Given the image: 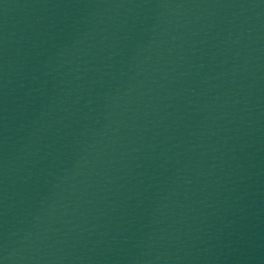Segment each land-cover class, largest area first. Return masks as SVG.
<instances>
[{"label":"water","instance_id":"1","mask_svg":"<svg viewBox=\"0 0 264 264\" xmlns=\"http://www.w3.org/2000/svg\"><path fill=\"white\" fill-rule=\"evenodd\" d=\"M0 264H264V0H0Z\"/></svg>","mask_w":264,"mask_h":264}]
</instances>
